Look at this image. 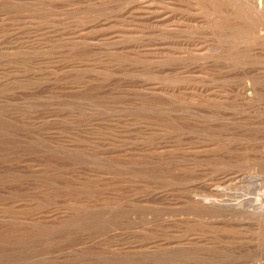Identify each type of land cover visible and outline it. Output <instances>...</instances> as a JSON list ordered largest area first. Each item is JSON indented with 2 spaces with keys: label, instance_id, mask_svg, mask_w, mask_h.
Masks as SVG:
<instances>
[{
  "label": "rangeland",
  "instance_id": "1",
  "mask_svg": "<svg viewBox=\"0 0 264 264\" xmlns=\"http://www.w3.org/2000/svg\"><path fill=\"white\" fill-rule=\"evenodd\" d=\"M262 197L264 0H0V264H264Z\"/></svg>",
  "mask_w": 264,
  "mask_h": 264
},
{
  "label": "bare ground",
  "instance_id": "2",
  "mask_svg": "<svg viewBox=\"0 0 264 264\" xmlns=\"http://www.w3.org/2000/svg\"><path fill=\"white\" fill-rule=\"evenodd\" d=\"M259 7H260V5H259ZM263 198V197H262ZM260 199V198H259ZM259 199H257V200H259ZM264 199V198H263ZM262 199V200H263ZM260 202V201H259ZM255 203V202H254ZM257 203V202H256ZM256 203H255V205H256ZM261 203V202H260ZM259 204V203H258ZM257 207H258V205H256ZM255 207V206H254ZM257 209V208H256ZM259 209V208H258ZM260 209H262V210H264V206H262ZM260 212V211H259Z\"/></svg>",
  "mask_w": 264,
  "mask_h": 264
}]
</instances>
